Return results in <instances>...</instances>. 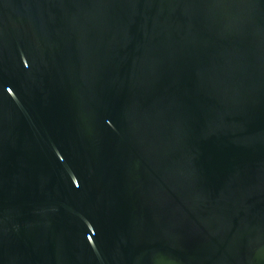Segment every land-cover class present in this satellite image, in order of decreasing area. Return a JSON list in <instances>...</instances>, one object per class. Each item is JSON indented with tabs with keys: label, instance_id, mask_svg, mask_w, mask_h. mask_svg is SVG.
I'll return each mask as SVG.
<instances>
[{
	"label": "water",
	"instance_id": "obj_1",
	"mask_svg": "<svg viewBox=\"0 0 264 264\" xmlns=\"http://www.w3.org/2000/svg\"><path fill=\"white\" fill-rule=\"evenodd\" d=\"M0 264H264V0H0Z\"/></svg>",
	"mask_w": 264,
	"mask_h": 264
}]
</instances>
